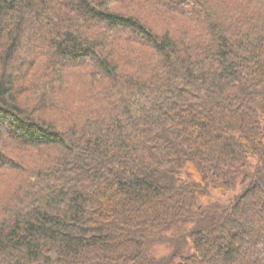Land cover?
<instances>
[{
  "label": "trees",
  "instance_id": "obj_1",
  "mask_svg": "<svg viewBox=\"0 0 264 264\" xmlns=\"http://www.w3.org/2000/svg\"><path fill=\"white\" fill-rule=\"evenodd\" d=\"M0 264H264V0H0Z\"/></svg>",
  "mask_w": 264,
  "mask_h": 264
},
{
  "label": "rangeland",
  "instance_id": "obj_2",
  "mask_svg": "<svg viewBox=\"0 0 264 264\" xmlns=\"http://www.w3.org/2000/svg\"><path fill=\"white\" fill-rule=\"evenodd\" d=\"M218 197H216L215 195H214V199H217ZM228 197H226L225 199H227ZM169 253V251H168V249L166 248V247H164V246H158V247H156V249H155V254H156V256L158 257V258H162L164 255H166V254H168Z\"/></svg>",
  "mask_w": 264,
  "mask_h": 264
}]
</instances>
